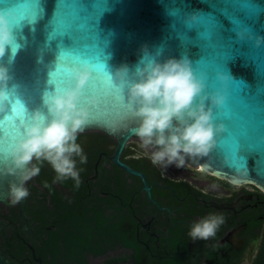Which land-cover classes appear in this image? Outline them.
<instances>
[{"label":"water","instance_id":"95a60500","mask_svg":"<svg viewBox=\"0 0 264 264\" xmlns=\"http://www.w3.org/2000/svg\"><path fill=\"white\" fill-rule=\"evenodd\" d=\"M38 2L41 12L34 22L14 24L19 45L15 55L10 48L0 58V63L9 67L8 89L12 94L0 111V168L11 162V148L22 135L23 122L30 119L31 111H47L43 92L68 86L71 69L86 62L92 75L84 96L98 97L100 102L89 106L86 100L81 101L90 113L83 131L99 130L116 137V163L144 177L119 159L135 137L131 130L138 119L126 99L127 89L114 84L109 73L114 75L119 66L127 64L128 77L134 79L145 52L161 60L189 57L198 72L207 73L209 89L219 84L218 71L229 73L234 83L239 82L229 100L234 111L244 115L234 98L258 103L260 107L249 111H254L264 126V44L257 46L255 39L238 36L240 28H247L253 37L264 36V0H63L65 18L78 19L81 27L62 36L53 35L52 23L60 0ZM31 7L30 0H0V11L10 18L29 12ZM62 49L78 50L77 55L85 59H67L62 65L67 69L64 79L50 84L49 73L54 71ZM149 58L146 54L145 59ZM214 115L227 126L219 146L207 155L186 156L185 162L232 183H251L264 191V153L257 146L242 150L241 158L234 160L223 141L234 128L235 116H225L219 108L214 109ZM240 142L246 143L244 137ZM18 181L17 175L0 174V201L8 203L10 184Z\"/></svg>","mask_w":264,"mask_h":264},{"label":"flooded vegetation","instance_id":"af4514ba","mask_svg":"<svg viewBox=\"0 0 264 264\" xmlns=\"http://www.w3.org/2000/svg\"><path fill=\"white\" fill-rule=\"evenodd\" d=\"M131 140L119 159L144 177L116 163V137L99 130L83 131L78 142L88 159L77 163L82 169L79 186L72 179L54 181L56 173L44 161L40 173L25 182L27 197L17 204L10 197L8 203L0 201V264H241L246 257L254 260L264 236L262 189L232 183L187 162L181 167L154 165ZM45 182L57 189L58 199ZM211 212L225 217L216 237L192 240L191 222Z\"/></svg>","mask_w":264,"mask_h":264},{"label":"clouds","instance_id":"9594fccd","mask_svg":"<svg viewBox=\"0 0 264 264\" xmlns=\"http://www.w3.org/2000/svg\"><path fill=\"white\" fill-rule=\"evenodd\" d=\"M238 36L255 39L257 46L264 44V36L253 37L247 28H240ZM10 48L14 56L19 48L14 24L7 13L0 11V58ZM146 54L149 59H145ZM129 71V66L123 64L114 75H109L114 84L127 89L126 99L138 119L131 131L143 150L140 155L148 157L157 166L175 164L181 167L186 156L207 155L217 148L227 126L216 119L215 108L223 113L231 111L243 128L245 114L261 106L234 98L235 105L244 115L235 112L229 100L239 82L234 83L229 73L218 71L219 84L209 89L207 73L198 72L187 56H169L161 60L145 52L136 67L134 79H129ZM91 75L92 67L86 62L72 68L68 86L43 92L41 99L47 111L36 108L31 111L30 119L23 122L22 135L11 148V162L0 168V174L19 176L18 182L10 184L12 204L29 195L24 184L40 173V164L44 161L55 171L54 181L72 179L79 186L82 169L77 163H87L88 157L78 142V135L86 127L90 114L89 107L81 101L86 100L89 106L100 102L98 97L84 96ZM10 79L8 65L0 63V111L11 100ZM34 160L37 163H32ZM224 220L222 213L211 212L192 221L188 235L192 240L207 241L216 237Z\"/></svg>","mask_w":264,"mask_h":264},{"label":"snow or ice","instance_id":"6c2138e0","mask_svg":"<svg viewBox=\"0 0 264 264\" xmlns=\"http://www.w3.org/2000/svg\"><path fill=\"white\" fill-rule=\"evenodd\" d=\"M31 10L27 13H17L12 14L11 19L13 24L20 25L23 21H28L29 23L34 22L41 12V8L38 0H30ZM64 5H66L63 0H60V4L57 8L56 14L53 18L54 32L53 35L59 34L64 35L68 33L72 35V30L74 27H81L78 19H66L64 16ZM81 10L79 11V15ZM81 16V15H80ZM79 22V23H78ZM76 39V37H74ZM78 50H64L62 49L57 58V64L53 72L49 73V83L55 84L57 80H63L64 75L67 73V69L62 67L63 63L67 59H74L83 61L85 58L83 56L77 55ZM254 109V108H253ZM225 116L230 118L234 117L231 111H226ZM240 137H244L246 143L241 144ZM227 148L232 155L233 159L241 158V151H251L255 150L257 146L259 150L264 153V126H262L257 121V115L254 111H248L243 118V128H241L240 120L235 116L234 128L229 133L228 137L225 138Z\"/></svg>","mask_w":264,"mask_h":264},{"label":"rangeland","instance_id":"374dc122","mask_svg":"<svg viewBox=\"0 0 264 264\" xmlns=\"http://www.w3.org/2000/svg\"><path fill=\"white\" fill-rule=\"evenodd\" d=\"M131 142L132 143H130V144H133V145H137V146H139V144H138V138H134V139H132L131 140ZM137 148H139V147H137ZM140 149V148H139ZM141 150V152L143 151L142 149H140ZM196 175H197V177H199V178H202V179H209V180H211V181H213V182H215V183H217V184H221V185H223V186H226V187H229V188H232V185H230L229 183H226V182H224V181H218V180H216V179H213V178H211L210 179V177H208V175H205V174H200V173H196ZM252 262H253V258L252 257H246L245 258V260L241 263V264H252Z\"/></svg>","mask_w":264,"mask_h":264},{"label":"trees","instance_id":"16d2710c","mask_svg":"<svg viewBox=\"0 0 264 264\" xmlns=\"http://www.w3.org/2000/svg\"><path fill=\"white\" fill-rule=\"evenodd\" d=\"M47 188L51 191H54V195L56 196V198L58 199V192L57 189L55 190V188L52 189V183H47ZM252 264H264V236L261 240V243H260V247H259V250H258V253L256 255V257L254 258Z\"/></svg>","mask_w":264,"mask_h":264},{"label":"bare ground","instance_id":"6f19581e","mask_svg":"<svg viewBox=\"0 0 264 264\" xmlns=\"http://www.w3.org/2000/svg\"><path fill=\"white\" fill-rule=\"evenodd\" d=\"M197 170H200V171H207V169L201 167V166H198V167H195Z\"/></svg>","mask_w":264,"mask_h":264}]
</instances>
